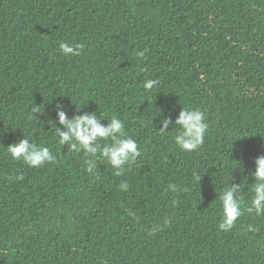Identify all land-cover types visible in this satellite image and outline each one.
Masks as SVG:
<instances>
[{
	"label": "trees",
	"instance_id": "16d2710c",
	"mask_svg": "<svg viewBox=\"0 0 264 264\" xmlns=\"http://www.w3.org/2000/svg\"><path fill=\"white\" fill-rule=\"evenodd\" d=\"M59 42L84 47L63 56ZM72 101L124 122L142 150L130 170L89 174L58 143L55 105L80 114ZM182 106L209 125L194 152L158 132ZM24 135L55 163L13 161L5 147ZM262 137L264 0H0V264H264V216L218 230L232 176L251 199Z\"/></svg>",
	"mask_w": 264,
	"mask_h": 264
},
{
	"label": "clouds",
	"instance_id": "9594fccd",
	"mask_svg": "<svg viewBox=\"0 0 264 264\" xmlns=\"http://www.w3.org/2000/svg\"><path fill=\"white\" fill-rule=\"evenodd\" d=\"M83 47V44L73 45L67 42H59L58 44L59 51L63 56H78L81 54ZM145 51H137V59L143 58ZM143 87L146 91L153 90L159 87V81L147 79ZM73 103L80 114L69 116L64 104L57 103L55 105L56 121H51L58 134V143L61 146L68 145V150L73 153L83 151L86 157V171L89 174L99 175L97 165L101 161H106L108 165L116 170L115 174L118 176L130 170L136 164L137 159L142 156V150L136 139L127 135L124 122L115 115L110 119L99 118L96 112L82 111L85 105L77 106L75 102ZM35 113L39 112L33 109V115ZM160 116L159 124L161 127L158 132L164 134L168 131L170 125L171 128L175 127L177 131L174 136V143L180 150L194 152L204 144L209 125L206 122L205 112L200 108L182 106L174 121L170 113L165 116L162 114V110ZM103 120H107L108 123L103 124L101 122ZM101 141H104V143L102 144ZM5 148L13 161H22L29 168H40L56 161V156L50 148L43 144L34 143L31 136L24 135V138L18 139L17 142L9 144ZM235 161L238 162L236 167H240L242 162ZM254 164L255 170L251 175L255 183L252 185L253 194L250 201L245 203L241 194L242 185L241 183H232L233 176L230 185L219 193L221 213L218 230L231 231L238 218L245 214L264 216V154L259 155ZM193 176L200 183L202 176L199 173H193ZM22 178V176L16 177V179ZM129 188L130 185L127 181H122L119 184L121 191L126 192ZM165 191L176 193L179 188L176 184L170 183ZM129 215L134 216L135 214L130 211ZM169 223L170 221L165 218L164 226ZM159 230L161 228L158 225L153 228V231ZM248 230L256 231L253 225H249Z\"/></svg>",
	"mask_w": 264,
	"mask_h": 264
}]
</instances>
